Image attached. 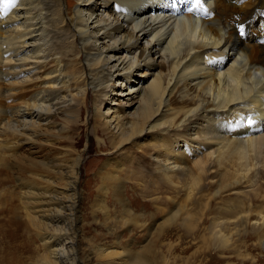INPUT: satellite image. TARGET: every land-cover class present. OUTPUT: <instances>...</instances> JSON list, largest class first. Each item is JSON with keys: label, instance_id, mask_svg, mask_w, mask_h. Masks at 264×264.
Segmentation results:
<instances>
[{"label": "bare ground", "instance_id": "obj_1", "mask_svg": "<svg viewBox=\"0 0 264 264\" xmlns=\"http://www.w3.org/2000/svg\"><path fill=\"white\" fill-rule=\"evenodd\" d=\"M1 4L0 176L12 173L22 217L41 239L30 264H77V139L89 126L110 152L89 202L106 213V200L117 202L130 215L124 225L156 229L170 250L190 237V264L216 263L215 249L255 260L239 241L248 234L264 250V0L239 9L225 0ZM126 95L133 111L109 105ZM11 198L0 191V213ZM156 213L166 218L149 222ZM99 256L121 264L123 255L107 244ZM15 258L5 264H27Z\"/></svg>", "mask_w": 264, "mask_h": 264}, {"label": "rangeland", "instance_id": "obj_2", "mask_svg": "<svg viewBox=\"0 0 264 264\" xmlns=\"http://www.w3.org/2000/svg\"><path fill=\"white\" fill-rule=\"evenodd\" d=\"M226 2L236 3L237 8L242 5L245 6L249 0H225ZM237 1V2H236ZM242 6V7H243ZM67 7V6H66ZM2 4L0 0V12ZM156 62V59L152 60ZM140 79L143 77H139ZM153 77L148 76L142 80H136L134 86H139L146 82V80H151ZM122 96L118 98L113 103H108L110 106L120 107L122 102H128L124 107L134 110L133 105H130V102L135 100L132 96ZM107 101H111L106 99ZM130 101V102H129ZM91 104L89 103V107ZM91 111V110H90ZM85 114L82 119H85ZM93 119H90L92 123ZM81 134L77 140L80 141L78 144L79 150L84 153V159L82 161V166L80 170V187L79 192L85 194L83 202L81 204V211L79 214L78 227L80 232L78 234L77 243H78V260L77 264H106V260H103L99 256V250L102 246L107 244H116L118 249L122 253V258L119 259L121 264H138V261L145 262L146 264H190L191 258L190 254L196 250L197 245L193 244L188 250H183L184 247H189L190 240L188 237L185 241L177 246L178 249H169L168 241H160L157 238L156 229H145L141 230L139 227L134 225L130 221L127 225L122 223V218H130L129 214L123 213L122 206L117 202L109 203L107 199V205L109 213H106L104 210L99 208V205L94 204V202H89L91 199L90 193L92 191L93 179L95 178V169L96 165L99 162H102V159L109 155L106 151H100L94 135L91 133L92 126H89V129L86 132L85 127L81 128ZM90 146V147H89ZM87 150L83 151L84 149ZM27 147L24 148L26 150ZM132 150L131 152H133ZM137 152H134V154ZM16 156V151H15ZM16 171V167L11 168V172ZM9 180H5L6 175L0 176V191L5 192L7 196L15 198L12 201L4 202V205L7 206L5 212L0 213L1 218L4 216V219L0 218V264L7 263V260L14 257L16 260V255L22 257L26 260L27 264L31 263L30 257L38 258L39 255L43 254L44 249L41 248L42 243L40 237L35 235L32 232V229L28 227V223L24 217L17 196L14 197L13 191L16 192V182L12 173L9 174ZM15 189V190H14ZM13 190V191H12ZM131 195H126V202L131 200ZM81 202V200H80ZM19 211V216H21L22 224L25 223L28 227V230L25 231L22 226H19L16 221L11 219L12 207L16 206ZM10 206V207H9ZM9 209V210H8ZM166 218L164 213H156L153 218L149 219V222L153 220H158V222L163 221ZM7 220V221H5ZM2 222V223H1ZM13 222V223H12ZM15 226V227H14ZM4 228V229H3ZM11 229V230H10ZM9 230V232L7 231ZM11 231V232H10ZM113 231L114 236L110 234ZM181 231H179L178 235ZM12 234V235H11ZM178 235L175 237L178 240ZM175 238H172L175 239ZM175 239V241H176ZM242 239V240H241ZM240 245L241 250L244 253H248L255 258V260L249 259L245 262L234 256V253L226 252L225 255H221L214 250L216 257V263L213 264H264V250L260 245L253 244L255 239L244 234L241 236ZM171 240V238L167 239ZM163 242V243H162ZM194 249V250H193ZM220 256H224V259ZM10 257V258H9Z\"/></svg>", "mask_w": 264, "mask_h": 264}, {"label": "snow or ice", "instance_id": "obj_3", "mask_svg": "<svg viewBox=\"0 0 264 264\" xmlns=\"http://www.w3.org/2000/svg\"><path fill=\"white\" fill-rule=\"evenodd\" d=\"M13 2H14V0H13Z\"/></svg>", "mask_w": 264, "mask_h": 264}]
</instances>
